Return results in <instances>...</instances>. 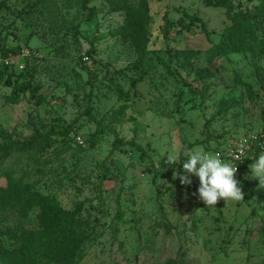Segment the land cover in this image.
<instances>
[{
  "label": "rangeland",
  "instance_id": "rangeland-1",
  "mask_svg": "<svg viewBox=\"0 0 264 264\" xmlns=\"http://www.w3.org/2000/svg\"><path fill=\"white\" fill-rule=\"evenodd\" d=\"M212 1L229 4L233 16L264 14V0ZM88 7L89 22L82 0H0V48L14 61L10 86L0 83V192L8 199H0V230L12 231L0 236L3 250L16 259L24 246L36 248L23 264H264V187L249 172L264 148L235 177L243 200L209 209L196 195L198 178L184 186L168 168L153 180L128 145L157 163L201 146L223 159L234 139H264V48L217 51L231 22L226 8L201 0ZM181 11L199 17L209 37ZM256 21L252 32L264 41V20ZM143 51L147 75L131 87L137 75L117 72ZM88 107L113 134L88 119ZM6 137L22 146L4 154ZM25 187L49 203L13 200ZM30 228L48 239L18 238Z\"/></svg>",
  "mask_w": 264,
  "mask_h": 264
},
{
  "label": "trees",
  "instance_id": "trees-1",
  "mask_svg": "<svg viewBox=\"0 0 264 264\" xmlns=\"http://www.w3.org/2000/svg\"><path fill=\"white\" fill-rule=\"evenodd\" d=\"M201 1H202V4L206 7H212L213 6V7H224V8H226V12H225L226 17L231 22V25L223 31V33L221 35L220 44L215 46V49L217 51H221L222 45H224V44H228L230 46H235L234 48L236 50L239 49L242 52H250V51L258 52L259 50H262V48H264V41L261 40V38L258 39L254 35V33L252 32L253 26H256L257 28L260 27V23L256 20L258 18H259V20H264V14H259V15L252 17V16H248V15H242L241 13H239V14L233 16L230 13V8H229L230 5L229 4L213 3L212 0H201ZM88 4H89V0H82V8L84 10L88 11V14L86 15V18H85V21H87V22L92 20V17L95 13V11L92 7H88ZM181 14L184 18H186L189 21L190 24H194V23L200 24L202 34L206 38L209 37V32L207 31L206 24L199 17H197L195 15H189L185 11H181ZM252 20H255V23H252L254 25H251ZM10 53H12V52L4 49L3 47L0 48V54L2 56H6ZM85 57L88 58V56L79 57L77 59V62L83 66V69L86 70L87 62L84 61ZM88 60H89V58H88ZM144 60H145V53L143 51L142 53L139 54L137 59L132 64H130L127 68H125V70L123 69L121 71H118L117 74L122 75L126 70L134 72V74H136L137 76L134 79H132L130 86L135 87V85L138 83H141L147 75V71L143 67ZM158 63L160 65H162L164 67V69L167 70L168 73H170L168 66L162 60H159ZM7 69H9V68H3L0 70V83H3L5 86L9 87L12 79L10 77V74L6 73ZM86 72L89 73L88 71H86ZM20 74L21 73L17 74L18 77L20 76ZM88 77H90V74H88ZM27 88L30 90V95L32 97H35L34 87H31L28 84ZM118 98H120V97H118ZM85 115L88 117V119L90 121H93L97 125V127H100L102 132L112 133L102 123H99L93 119V117L91 115V108L90 107H88L85 110ZM6 140L8 141L7 145L4 148H2V151L6 155L9 154L11 147H13V146L21 147L22 146V144H20V143H16V142L11 141L9 139V137H6ZM115 142L116 141H114V143L112 145V149H118L119 148V146ZM128 145H130L132 148L135 149V151L138 153L139 158L141 160L146 161L150 164L151 174H152L153 180L160 177L168 168H176L179 173L181 172L182 164L184 162V158H186L183 155L184 149H182V151L180 152L181 159H180V162H178L177 164L167 165L166 163H164V159H162L159 162V166H157V163H155L151 160V158L147 155V153L145 152V150L141 146H139L135 143H128ZM190 147L191 146H188L185 149H188ZM248 161H249V159L245 160L244 164H246ZM12 198H13V200H17V201H20L23 203L35 204V205L42 204L44 202H48L46 200V198L42 196V194H40L37 191L32 190L29 187L23 188L17 194H14ZM0 199L1 200H5V199L8 200L6 195L3 192H0ZM48 208H50L49 205H48ZM52 216L55 219V218L60 217L61 213L53 211ZM11 234H12V231L9 229L0 230V236L1 235H11ZM48 237H49L48 231H46L44 229L40 230V229H36V228L26 229V230L22 231L20 233V235H18L19 239H22L26 242H32V243L44 242V240H46V238L48 239ZM19 252L20 253H19L18 258L12 259V258H10L9 253L7 251H4L2 246L0 245V264H23L24 262H26V260L28 258L37 256L38 250L34 247H28L27 248L24 246L23 248L20 249Z\"/></svg>",
  "mask_w": 264,
  "mask_h": 264
},
{
  "label": "clouds",
  "instance_id": "clouds-1",
  "mask_svg": "<svg viewBox=\"0 0 264 264\" xmlns=\"http://www.w3.org/2000/svg\"><path fill=\"white\" fill-rule=\"evenodd\" d=\"M181 172H173V179L179 178L181 185L188 186L192 183L190 177L199 180L196 195L209 209L220 201L239 202L243 200L244 193L240 182L235 178L237 166L226 162L219 152L206 151L204 147H196L185 152ZM177 152L168 154L164 163L175 165L180 162ZM159 166V162H157ZM251 178L258 179L260 187H264V153L249 164ZM163 182V181H162Z\"/></svg>",
  "mask_w": 264,
  "mask_h": 264
},
{
  "label": "built area",
  "instance_id": "built-area-1",
  "mask_svg": "<svg viewBox=\"0 0 264 264\" xmlns=\"http://www.w3.org/2000/svg\"><path fill=\"white\" fill-rule=\"evenodd\" d=\"M85 62H88V58H84ZM14 61L11 55L2 56L0 54V70L3 68H11ZM17 68H22V66L17 65ZM77 143L79 145L82 142L78 139ZM264 148V139L262 135H255L250 137H239L234 139L227 147L223 160L230 162L234 166H237L236 176L241 175V166L244 164V161L250 159V156L253 155L258 149Z\"/></svg>",
  "mask_w": 264,
  "mask_h": 264
}]
</instances>
